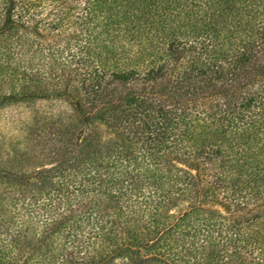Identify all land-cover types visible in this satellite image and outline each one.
<instances>
[{
	"label": "trees",
	"instance_id": "16d2710c",
	"mask_svg": "<svg viewBox=\"0 0 264 264\" xmlns=\"http://www.w3.org/2000/svg\"><path fill=\"white\" fill-rule=\"evenodd\" d=\"M9 83L71 101L31 108L58 162L0 206V264H264V0H0Z\"/></svg>",
	"mask_w": 264,
	"mask_h": 264
},
{
	"label": "rangeland",
	"instance_id": "374dc122",
	"mask_svg": "<svg viewBox=\"0 0 264 264\" xmlns=\"http://www.w3.org/2000/svg\"><path fill=\"white\" fill-rule=\"evenodd\" d=\"M0 90L7 94L8 98H11L10 101L7 100L8 103L5 106L0 108V164L5 166V171L0 170V174L6 175V177H1L0 181L7 180V175L12 179L9 185L3 183L0 186V206H2L7 200L20 197L22 194L29 193L31 189L36 190L47 184L48 181L42 172L45 168L58 162L56 154L42 155L38 158H32L26 154L24 140L29 136L28 121L31 108L34 106L40 108L39 112L43 115L45 110L70 107L71 99L49 93L36 94L31 99L29 95L14 93L10 83L5 84ZM11 93L17 95H9ZM72 100L76 101V97H73ZM2 102L3 99L0 98V103ZM88 124L91 132L92 128L98 127L103 133V138L117 136L115 130L100 116H96L93 121L91 118ZM24 128H27V131ZM4 231L7 232L8 228L4 227Z\"/></svg>",
	"mask_w": 264,
	"mask_h": 264
}]
</instances>
